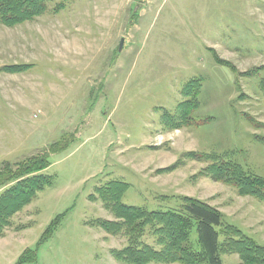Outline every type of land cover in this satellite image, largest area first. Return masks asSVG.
I'll return each mask as SVG.
<instances>
[{
  "label": "rangeland",
  "instance_id": "1",
  "mask_svg": "<svg viewBox=\"0 0 264 264\" xmlns=\"http://www.w3.org/2000/svg\"><path fill=\"white\" fill-rule=\"evenodd\" d=\"M63 1L58 13L52 2L31 21L0 24V168L67 145L43 171L54 184L0 237V264H120L111 251L125 241L92 226L114 219L96 193L110 180L128 184L126 205L194 198L264 245V202L198 175L208 162L183 156L235 151L264 176V0ZM196 77L195 116L213 120L164 131L162 110Z\"/></svg>",
  "mask_w": 264,
  "mask_h": 264
},
{
  "label": "trees",
  "instance_id": "2",
  "mask_svg": "<svg viewBox=\"0 0 264 264\" xmlns=\"http://www.w3.org/2000/svg\"><path fill=\"white\" fill-rule=\"evenodd\" d=\"M55 3L51 12L64 9L63 0H0V24L12 27L49 12L48 4ZM22 65L7 66V72L22 70ZM253 72L246 78L253 79ZM258 79V78H257ZM202 78L189 80L182 88L184 101L173 110H162L160 123L164 131L182 127L198 128L213 120L199 119ZM264 93V77L258 82ZM67 145H51L48 150L10 166L0 168V237L12 225V217L38 198V194L54 184V177L43 171L50 166V156L63 151ZM236 152H188L187 160L204 161L208 165L198 174L214 182L234 188L239 196L264 202V176L236 159ZM127 183L110 180L96 189L97 198L113 215V220L97 219L92 226L107 235L121 237L125 246L112 250L120 264H223V255H236L240 264H264V245L244 234L239 228L226 224L219 211L206 203L182 197L164 210L122 202ZM163 200V199H162ZM166 200V199H165ZM58 218L52 222L42 240L53 232ZM32 254L29 252V255ZM24 256L21 260H24Z\"/></svg>",
  "mask_w": 264,
  "mask_h": 264
},
{
  "label": "water",
  "instance_id": "3",
  "mask_svg": "<svg viewBox=\"0 0 264 264\" xmlns=\"http://www.w3.org/2000/svg\"><path fill=\"white\" fill-rule=\"evenodd\" d=\"M121 43H122V41H121Z\"/></svg>",
  "mask_w": 264,
  "mask_h": 264
}]
</instances>
